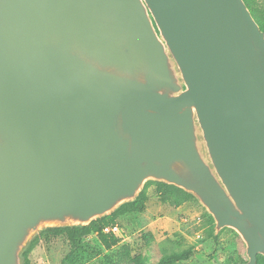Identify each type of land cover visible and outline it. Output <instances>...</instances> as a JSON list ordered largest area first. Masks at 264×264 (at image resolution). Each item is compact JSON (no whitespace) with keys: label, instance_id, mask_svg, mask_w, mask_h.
I'll use <instances>...</instances> for the list:
<instances>
[{"label":"water","instance_id":"obj_1","mask_svg":"<svg viewBox=\"0 0 264 264\" xmlns=\"http://www.w3.org/2000/svg\"><path fill=\"white\" fill-rule=\"evenodd\" d=\"M148 182L264 258V32L244 0H0V264Z\"/></svg>","mask_w":264,"mask_h":264},{"label":"rangeland","instance_id":"obj_2","mask_svg":"<svg viewBox=\"0 0 264 264\" xmlns=\"http://www.w3.org/2000/svg\"><path fill=\"white\" fill-rule=\"evenodd\" d=\"M264 16V0H253ZM146 208L121 218L117 224L120 243L105 250L95 235L82 239L75 247L65 237L46 242L43 239L29 254L30 264H135L132 258L141 257L143 264H157L165 255L179 253L190 257L179 264H244L245 246L232 230L220 231L214 241L208 234L206 212L196 204H186L176 210L165 207L154 187ZM122 224V226H121ZM129 256H122L126 247ZM73 249V260H67Z\"/></svg>","mask_w":264,"mask_h":264},{"label":"trees","instance_id":"obj_3","mask_svg":"<svg viewBox=\"0 0 264 264\" xmlns=\"http://www.w3.org/2000/svg\"><path fill=\"white\" fill-rule=\"evenodd\" d=\"M244 2L246 3L248 9L250 10L253 18L259 25L261 31L264 32V16L254 6L253 0H244ZM149 187H154L155 194L157 195L160 202L169 209L176 210L180 207H183L186 204H191V203L198 204V202L195 200V198L192 195L184 192L183 190L175 186H171L159 182H148L144 186L142 192L133 202L122 205L110 216L93 220L88 226H84V227L79 226V227H65V228H47L41 231L32 240L29 247L23 253V264H30L29 254L33 251V249L35 248V246H37V244L40 242L41 239H43L46 242H50L54 239L65 237L67 242H69L75 247L82 239L90 235H95L99 243L105 250H111L112 248L117 247L120 243V239L117 236H114L113 234L103 233L104 228L108 226L117 225L119 220L126 216L128 217L136 213H142L145 210L147 202L150 197L148 193ZM206 216H207V220L205 223L207 227H209V230H207L208 234L214 241H216L219 238L220 232L218 234H215L214 221L207 214V212H206ZM118 225H120V223ZM72 251L73 249L65 258L64 262L67 260L70 261L73 260ZM122 256L124 257L129 256V251L127 246L123 248ZM189 257L190 256L188 254L173 253L163 256L158 261L157 264H179L181 261L188 260ZM132 260L135 262V264H143L140 256L137 258H132ZM257 264H264V258L262 256H258Z\"/></svg>","mask_w":264,"mask_h":264},{"label":"built area","instance_id":"obj_4","mask_svg":"<svg viewBox=\"0 0 264 264\" xmlns=\"http://www.w3.org/2000/svg\"><path fill=\"white\" fill-rule=\"evenodd\" d=\"M119 228L117 225H113V226H108L106 228H104L103 233L105 234H113L114 236H118L119 233Z\"/></svg>","mask_w":264,"mask_h":264}]
</instances>
